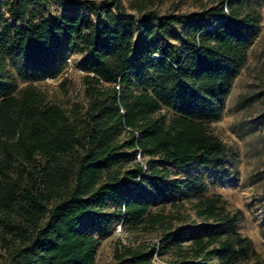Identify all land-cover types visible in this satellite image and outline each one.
<instances>
[{
  "label": "trees",
  "instance_id": "16d2710c",
  "mask_svg": "<svg viewBox=\"0 0 264 264\" xmlns=\"http://www.w3.org/2000/svg\"><path fill=\"white\" fill-rule=\"evenodd\" d=\"M127 17L123 0H0V244L6 264H95L90 229L113 222L165 232L173 264H264L237 229L243 216L222 195L196 196L191 214L155 211L153 200L182 192L168 168L224 163L213 132L261 15L254 0H215L201 11ZM82 63L86 106L50 100L33 83ZM165 108L166 112L162 109ZM148 156L141 162L137 156ZM131 164L130 167L128 165ZM87 224L85 228L83 225ZM147 247H124L119 261L152 264Z\"/></svg>",
  "mask_w": 264,
  "mask_h": 264
},
{
  "label": "rangeland",
  "instance_id": "374dc122",
  "mask_svg": "<svg viewBox=\"0 0 264 264\" xmlns=\"http://www.w3.org/2000/svg\"><path fill=\"white\" fill-rule=\"evenodd\" d=\"M54 12L65 11L66 0H50ZM127 17L137 21L133 30L140 25L154 23L146 17L144 24L140 7L131 6L138 0H123ZM215 0H147L144 12L159 15L201 11L212 5ZM254 6L261 15L260 29L249 48L248 60L239 70L227 96L225 108L220 118L211 122L213 132L225 143L228 156L224 163L216 167L203 166L199 161L185 165H174L155 157L158 168L167 167L168 180H176L182 185V192L160 200H153L152 208L164 212H182L191 214L185 225L194 226L201 222L194 214L193 199L196 196L222 195L227 206L232 210L240 209L242 218L237 229L253 240L254 248L264 257V0H254ZM85 55L75 49L69 54L68 66L64 73L55 78L28 82L19 79V85L33 83L47 94L50 100H57L65 105L78 102L87 104L82 67ZM166 112V109H162ZM146 162L148 156H137ZM131 164L128 165L130 167ZM107 212L113 222L105 230L102 226L90 229L98 241L95 264H134L130 259L119 261L124 247H147L146 253L152 264H173L176 256L173 249L161 253L165 232L161 228L144 230L125 229L119 214L114 215L115 206L106 201ZM87 224L83 225L85 228ZM7 263V253L0 244V264ZM181 264V263H178Z\"/></svg>",
  "mask_w": 264,
  "mask_h": 264
}]
</instances>
